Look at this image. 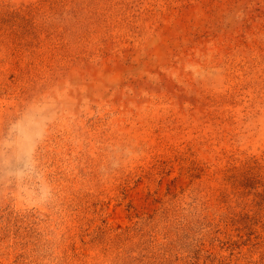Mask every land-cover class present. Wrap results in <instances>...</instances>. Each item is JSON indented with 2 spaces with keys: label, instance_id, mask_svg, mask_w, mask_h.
Returning a JSON list of instances; mask_svg holds the SVG:
<instances>
[{
  "label": "rangeland",
  "instance_id": "374dc122",
  "mask_svg": "<svg viewBox=\"0 0 264 264\" xmlns=\"http://www.w3.org/2000/svg\"><path fill=\"white\" fill-rule=\"evenodd\" d=\"M30 106L0 264H264V0H0V135Z\"/></svg>",
  "mask_w": 264,
  "mask_h": 264
},
{
  "label": "clouds",
  "instance_id": "9594fccd",
  "mask_svg": "<svg viewBox=\"0 0 264 264\" xmlns=\"http://www.w3.org/2000/svg\"><path fill=\"white\" fill-rule=\"evenodd\" d=\"M42 114L34 107L25 108L16 118L12 119L3 135H0V169L6 172L9 184L25 187L28 177L35 179L37 175V161L34 158L35 149L44 139L43 131L39 135H32L31 131L42 121ZM43 129L47 128V121H43ZM22 163V167L15 165ZM2 179V176H0ZM50 189L48 190V192ZM26 197L28 193L21 192Z\"/></svg>",
  "mask_w": 264,
  "mask_h": 264
}]
</instances>
